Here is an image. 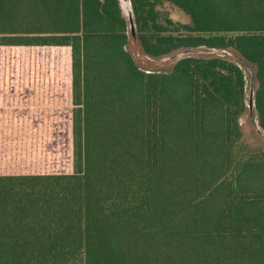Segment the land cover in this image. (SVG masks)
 I'll list each match as a JSON object with an SVG mask.
<instances>
[{
	"label": "trees",
	"instance_id": "trees-1",
	"mask_svg": "<svg viewBox=\"0 0 264 264\" xmlns=\"http://www.w3.org/2000/svg\"><path fill=\"white\" fill-rule=\"evenodd\" d=\"M130 1L146 54L253 63L264 130V0ZM128 31L120 0H0V46L71 47L74 104L72 173L0 175V264H264V152H235L242 68L148 72Z\"/></svg>",
	"mask_w": 264,
	"mask_h": 264
},
{
	"label": "crops",
	"instance_id": "crops-1",
	"mask_svg": "<svg viewBox=\"0 0 264 264\" xmlns=\"http://www.w3.org/2000/svg\"><path fill=\"white\" fill-rule=\"evenodd\" d=\"M70 46H0V175L74 171Z\"/></svg>",
	"mask_w": 264,
	"mask_h": 264
},
{
	"label": "rangeland",
	"instance_id": "rangeland-1",
	"mask_svg": "<svg viewBox=\"0 0 264 264\" xmlns=\"http://www.w3.org/2000/svg\"><path fill=\"white\" fill-rule=\"evenodd\" d=\"M163 9L174 18L176 21L183 23L189 22V17L185 15L181 10L174 7L171 4H166ZM124 15L128 19L126 11L123 10ZM129 42L127 49L134 57L137 65L148 72H169L173 69L175 63L182 57L195 56V57H223L229 59L238 64L245 75V100L246 110L241 113L239 117V125L243 132V137L235 148L236 157L248 158L249 156L257 155L264 152V133L258 127V117L255 110H250L248 101L251 93L255 96V92L258 86L256 78L257 68L250 61L246 60L240 52L236 49L229 48H210L207 46L199 47H183L171 52L164 56H150L146 54L140 46V43L133 37L129 26ZM189 50V51H188Z\"/></svg>",
	"mask_w": 264,
	"mask_h": 264
},
{
	"label": "water",
	"instance_id": "water-1",
	"mask_svg": "<svg viewBox=\"0 0 264 264\" xmlns=\"http://www.w3.org/2000/svg\"><path fill=\"white\" fill-rule=\"evenodd\" d=\"M129 3H130V11L129 12L127 11L126 14L128 15V21H129V26H130V29H131V33H132L133 37L136 38L137 37L136 24H135L134 14H133V10H132V4H131L130 0H129ZM120 4H121V7H122V4H123L122 0H120ZM122 10H124L123 7H122ZM254 97L255 96L251 93V95L249 97V101H248V106H249L250 110H253V108L255 107V99H254ZM258 127L264 133V130L260 126L259 122H258Z\"/></svg>",
	"mask_w": 264,
	"mask_h": 264
},
{
	"label": "bare ground",
	"instance_id": "bare-ground-1",
	"mask_svg": "<svg viewBox=\"0 0 264 264\" xmlns=\"http://www.w3.org/2000/svg\"><path fill=\"white\" fill-rule=\"evenodd\" d=\"M123 1V4H122V7L124 9V11H130V3H129V0H122Z\"/></svg>",
	"mask_w": 264,
	"mask_h": 264
}]
</instances>
